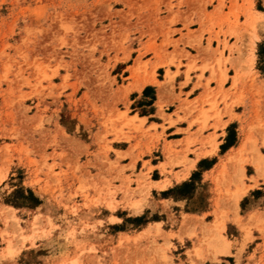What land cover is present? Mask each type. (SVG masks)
Returning a JSON list of instances; mask_svg holds the SVG:
<instances>
[{
    "label": "rangeland",
    "instance_id": "374dc122",
    "mask_svg": "<svg viewBox=\"0 0 264 264\" xmlns=\"http://www.w3.org/2000/svg\"><path fill=\"white\" fill-rule=\"evenodd\" d=\"M262 43L264 0H0V264H264ZM208 53L233 120L186 178L153 149Z\"/></svg>",
    "mask_w": 264,
    "mask_h": 264
},
{
    "label": "crops",
    "instance_id": "0c3cea01",
    "mask_svg": "<svg viewBox=\"0 0 264 264\" xmlns=\"http://www.w3.org/2000/svg\"><path fill=\"white\" fill-rule=\"evenodd\" d=\"M226 55L227 52H225V57ZM217 58L218 55H210L208 53L202 57V59L196 61V65L199 67L189 74L191 79L181 90L183 100L185 101L178 102L177 104L178 108H180L178 116H173V124H164L165 130L163 135L159 140L157 148L153 149V151L160 149L163 157L168 158L159 161L154 167L159 168L160 164L168 163L171 158L177 156L180 158L187 157L191 160V168L188 170V174L186 173L187 176L185 175L187 178L191 171L196 167L198 160L201 158H212L216 155L219 156L218 151L220 150V145L224 143L226 128L233 119L224 113L225 109L222 105L219 106L221 119L217 120L206 117L207 115H213V112L210 111L211 105L206 101V97L209 93L218 90L220 85L217 80L210 81L208 85L206 84L210 78V71L207 68L205 69L204 66L215 63ZM186 64L187 62H183V67L180 69L181 83L186 81ZM226 69L227 79L223 84V89L225 90L230 81L229 77L232 76L231 67L228 66V64L226 65ZM199 76H202V78L199 79ZM216 76H219L218 73ZM147 85L149 84L144 85L142 89ZM142 89L139 93H141ZM159 100V90L157 89V100L155 101V105H158ZM132 116H137L136 125L146 131L142 136L139 135V142L144 143L147 141L148 137L146 135L153 134L154 126H157V133L161 132L159 127L162 125V122L151 121L149 116L146 115L133 114ZM164 136H166V138ZM244 145L245 142L242 143L241 148H243ZM236 148L237 147H231L225 152V154H223V156L232 153ZM175 151H177L178 154L175 153ZM169 153L170 155L167 156ZM169 167V164L166 165V172L164 174L161 172L159 182H164L166 179L171 180L172 183L174 181L178 182V180L174 179V175H169L168 172H171ZM214 167H216V165ZM173 172H181L180 176L185 173L183 168L178 166L173 168Z\"/></svg>",
    "mask_w": 264,
    "mask_h": 264
},
{
    "label": "trees",
    "instance_id": "16d2710c",
    "mask_svg": "<svg viewBox=\"0 0 264 264\" xmlns=\"http://www.w3.org/2000/svg\"><path fill=\"white\" fill-rule=\"evenodd\" d=\"M259 56L261 59H264V43H262L259 47ZM261 69L264 70V68L262 67ZM191 184L186 182L182 184V187H189Z\"/></svg>",
    "mask_w": 264,
    "mask_h": 264
},
{
    "label": "bare ground",
    "instance_id": "6f19581e",
    "mask_svg": "<svg viewBox=\"0 0 264 264\" xmlns=\"http://www.w3.org/2000/svg\"><path fill=\"white\" fill-rule=\"evenodd\" d=\"M257 158H258V157H257ZM258 162H259V161H258ZM260 164H261V163H259V164L257 165V167H259V166H260ZM237 194H238V193H237ZM239 194H240V193H239ZM239 196H240V195H239ZM239 196H238L237 198H239Z\"/></svg>",
    "mask_w": 264,
    "mask_h": 264
}]
</instances>
